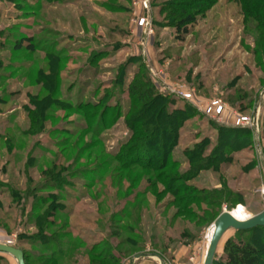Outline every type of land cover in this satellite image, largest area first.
I'll list each match as a JSON object with an SVG mask.
<instances>
[{"label":"rangeland","instance_id":"1","mask_svg":"<svg viewBox=\"0 0 264 264\" xmlns=\"http://www.w3.org/2000/svg\"><path fill=\"white\" fill-rule=\"evenodd\" d=\"M183 1L201 0H0V241L30 257L45 254L46 240L55 249L53 239L67 242L76 264L89 262L84 251L115 264H203L220 213L264 209V31L249 11L255 2L205 0L186 11L196 21L180 39L173 25ZM145 13L147 29L138 26ZM144 80L172 98L170 110H192L166 148L169 171L134 162L148 145L146 131L135 135L142 123L132 127L128 87ZM214 101L221 112L203 114ZM232 128L245 130L224 154L221 137ZM199 144L201 157L226 158L195 171L189 157ZM179 186L190 201L173 194ZM50 193L55 225L38 231ZM238 236L247 235L226 231L212 264H224V245ZM257 236L264 264V232ZM6 256L0 264H17Z\"/></svg>","mask_w":264,"mask_h":264},{"label":"trees","instance_id":"2","mask_svg":"<svg viewBox=\"0 0 264 264\" xmlns=\"http://www.w3.org/2000/svg\"><path fill=\"white\" fill-rule=\"evenodd\" d=\"M201 1H196L195 6L194 4H189L184 1L181 2V5H179V8L177 10L180 12V15L173 25V27L175 28V34L178 38L184 39L185 36L190 34V29L188 27L193 25L196 19L192 13H187L186 11L188 9H193L198 5L208 3L205 0L202 2ZM234 1L239 3V0ZM254 2L255 4L252 7L254 11L251 10L252 8L249 10L251 11V17L256 22L257 27L261 28L264 31V1L254 0ZM249 6L246 5L245 8ZM23 43V41L18 42L15 45L16 48H22ZM25 47L29 51L34 50V45L31 43H27ZM260 67L264 68V65L261 63ZM128 92L133 96L131 105L136 108V111L130 118V121H132L133 123L132 127L135 129L134 124L137 121L141 122L143 125L142 129H136L135 135H144L142 132L146 131L144 132L145 136L144 138H142V141L143 143L148 145L147 158L145 160H140L138 157H136L134 158V162L137 164H144L146 166L144 167L143 165L145 169L148 167L157 171H161L163 169L166 171L171 170L173 168V164L167 161L168 158L166 148L169 147L172 142L176 141L177 129L182 120L190 117L192 113L190 106H185L183 108L177 107L170 110L171 108H168V103L172 102V98L156 92L151 87L150 82L147 80L133 82L128 87ZM160 127L166 128L160 130ZM242 130L245 129L232 128L227 130L224 134L225 137H221L222 139H224V143L221 144L222 146L220 147L222 148H220V151L223 153L225 152L223 146H228L231 150L234 149L232 145L228 144L227 140L232 139V143L236 144L238 140V133L242 132ZM246 132L248 133V131ZM202 146V144L196 146L192 156L189 157L190 160H194L193 167L195 171L205 169V167L213 165L217 160L221 161L224 160L223 158H226V156H224L221 152L216 153V155H218L216 157H212V155L210 157H201L204 149ZM8 147L9 146H7V148ZM9 149L10 148H8V150ZM56 176L58 175H54V177ZM175 189L173 190V194L181 192L186 193L185 196L182 197V199L185 198L188 201L191 200V197L189 198L188 195V188H182L181 186H179ZM15 195L19 196L18 194L12 193L11 198H14ZM45 198L49 201L48 205L46 206L42 214H37L35 216V226L37 227L38 231H44L45 229H47V227L55 225L54 220H48V218L53 214V210L55 209L52 201L54 200L53 198H55V196L53 193H50ZM236 232L238 235L246 234L247 236H238L234 239H228L226 241L224 245V254L222 256L224 264H261V255L263 254V249L260 239L257 235L261 232H264V226H257L248 230H236ZM53 241L54 245H58L59 249L53 248L49 244V241L46 240V242H44L43 244L45 254H41L40 256L30 257V255L21 248L24 252L25 263L29 264L32 262L43 261L40 264H76L77 258H75L74 261V258L72 257V248L74 249L75 246H70L69 244V249H71L69 250L67 242H57L55 239H53ZM132 244L134 243L130 242V245ZM65 246L66 249H64ZM83 253L90 258L87 264H115L114 260H112L109 256H107V258H102L99 254H92L93 252L90 253L84 251ZM71 257L73 259L70 260Z\"/></svg>","mask_w":264,"mask_h":264},{"label":"water","instance_id":"3","mask_svg":"<svg viewBox=\"0 0 264 264\" xmlns=\"http://www.w3.org/2000/svg\"><path fill=\"white\" fill-rule=\"evenodd\" d=\"M257 226H264V209L245 221H238L231 214V211H223L220 213L214 220L213 232L206 249L203 264H212L217 248L227 230H248ZM0 253L12 256L17 264H26L24 252L21 248L8 243H0Z\"/></svg>","mask_w":264,"mask_h":264},{"label":"built area","instance_id":"4","mask_svg":"<svg viewBox=\"0 0 264 264\" xmlns=\"http://www.w3.org/2000/svg\"><path fill=\"white\" fill-rule=\"evenodd\" d=\"M146 7V6H145ZM150 23L149 17L148 15L145 13L143 14L139 21H138V26H145L146 29L148 28ZM162 91L164 93H168L174 96H178L183 100H187L189 98H191V93L188 92L185 89H177V88H170L168 87L166 84H162ZM222 110V106L219 102L214 101L212 103H210L205 110L203 111V114L207 115H215V114H219ZM241 121H246V119H238L237 124H240ZM8 244H10L9 242H7Z\"/></svg>","mask_w":264,"mask_h":264},{"label":"bare ground","instance_id":"5","mask_svg":"<svg viewBox=\"0 0 264 264\" xmlns=\"http://www.w3.org/2000/svg\"><path fill=\"white\" fill-rule=\"evenodd\" d=\"M231 214L238 220V221H245L249 218H251V216L246 213V212H241V206H238L234 211H231ZM212 232H213V229H212ZM212 235V233H211ZM211 238V236H210ZM210 238H209V241H210ZM222 243V242H221ZM209 244V243H208Z\"/></svg>","mask_w":264,"mask_h":264},{"label":"crops","instance_id":"6","mask_svg":"<svg viewBox=\"0 0 264 264\" xmlns=\"http://www.w3.org/2000/svg\"><path fill=\"white\" fill-rule=\"evenodd\" d=\"M0 243H6V242H4V241H0ZM6 255H8V254H4V253H0V257H4V258H6L7 256ZM146 255H148V254H143V255H138V257H135L136 258V260L135 261H139L140 259H141V257L143 258V256H146ZM12 257V256H11ZM13 258V257H12ZM14 259V258H13ZM132 264H134V262H132Z\"/></svg>","mask_w":264,"mask_h":264}]
</instances>
